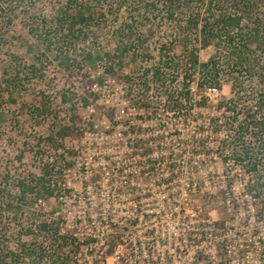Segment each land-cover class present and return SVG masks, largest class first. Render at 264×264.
Returning a JSON list of instances; mask_svg holds the SVG:
<instances>
[{
  "label": "rangeland",
  "instance_id": "1",
  "mask_svg": "<svg viewBox=\"0 0 264 264\" xmlns=\"http://www.w3.org/2000/svg\"><path fill=\"white\" fill-rule=\"evenodd\" d=\"M28 1H18L12 8L10 25L2 18L7 6L0 1V9L4 7L0 12V233L8 246L17 250L22 242L35 245L25 229L50 218L61 232L72 236L76 253L70 264H251L256 260L247 244L251 239L264 240V220L259 219L258 204L245 193L251 175L231 151L237 129L229 111L217 104L234 96L227 74L238 79L236 96L242 101L253 100L259 92L257 76L227 65L226 51L213 43L200 49L198 58L204 63L214 57L219 63L221 90L198 86L201 81L195 73L188 83L186 109L170 110L163 101L166 90L156 87L145 108L139 101L141 93L122 75L134 70L138 75L140 66L159 63L160 44L171 41L161 18H151L156 31L149 45L152 60L134 66L128 57L123 74L105 76L98 53L114 46L111 36L123 21L131 22L125 8L118 13L119 20L107 15L101 28L90 34L85 47L94 48L91 59L76 54L66 65L44 50L32 32L34 24L49 19L65 0L37 1L30 14L24 11ZM257 11L263 22L258 38L264 43V2ZM171 42L181 66L168 77L167 88L179 90L189 70L188 57L179 42ZM38 62L45 66L44 78L29 70ZM63 95L70 102L64 103ZM73 122L76 133L59 150L70 166L64 167L63 180L56 181L55 195L20 209L17 180L28 172L41 173V166L55 156L43 138L55 125ZM10 201L14 208L8 210ZM176 205L188 207L186 213L193 209L209 222H223L224 228L210 232L206 238L214 240L204 239L198 248L196 235H191L194 242H179L175 239L189 232L194 222L181 217ZM115 240L120 244L112 248ZM43 246V260L19 264H48L52 248Z\"/></svg>",
  "mask_w": 264,
  "mask_h": 264
},
{
  "label": "trees",
  "instance_id": "2",
  "mask_svg": "<svg viewBox=\"0 0 264 264\" xmlns=\"http://www.w3.org/2000/svg\"><path fill=\"white\" fill-rule=\"evenodd\" d=\"M3 1L7 11L2 18L6 17L5 23L10 25L12 23L10 15L15 11L12 8L22 0ZM37 1L42 0H29L24 11L29 14L35 11L34 4ZM262 2L264 0H65V5L55 10L49 19L43 18L42 24L41 22L34 24L32 32L35 33L36 39L41 42L44 50L49 51L53 57L64 59L66 65L71 58H75L76 54L81 55L82 58L91 59L94 48L85 47L90 34L94 29L101 28L102 21L107 19V15H113L119 20L118 13L125 8L124 11L130 16L131 22L123 21L111 36L114 46H111L108 51L102 50L98 53V59L105 63L103 74L109 76L123 74V63L128 57L134 66L152 60V50L149 45L156 31L151 24V18L154 20L161 18L169 32L166 36H170L173 42H179L188 57L185 62L189 65L186 82L184 81L179 90L167 88L168 77L175 71L178 73L181 66L180 57L171 52L173 47L171 41L160 44L158 50L164 56L159 57L158 64L140 66L138 75L134 70L129 75L122 76L129 86L134 85L141 93L139 101L143 106L145 105V108L149 103L147 96L153 87L161 91L165 89L166 97L163 101L167 102L170 105L169 109L173 111L186 109L185 103L189 102L191 94L188 83L195 73H198L201 81L198 86L205 85L221 90L219 79L222 70L219 63L214 57L204 63L198 58L200 49L213 43L217 47L221 46L227 53L223 62L233 69L243 68L247 75L257 76L258 79L259 92L251 100L252 102L242 101L239 96H236L239 95L238 79L227 74L225 79L232 81L231 88L234 96L229 99L221 98L217 108L223 109L224 112L229 111L230 121L237 129L233 131L231 151L235 161L251 175V180L246 184L245 193L258 204L259 219L261 217L264 220V43L258 38L259 27L263 25V22L261 14L257 11ZM3 8L0 12H3ZM158 13L160 15L157 17ZM44 69L42 62L32 63L29 67L33 74L41 78L45 76ZM134 73L137 77L131 75ZM0 97L3 96L0 95ZM63 101L67 103L70 99L63 95ZM241 101L243 103H240ZM40 107L44 109L45 105L41 104ZM216 127L219 130L222 125H216ZM74 129V122L55 125L43 138L46 147L54 150L55 156L41 166V173L38 176L28 172L23 179L17 180L16 200L19 201L20 209L33 204V201L38 202L55 195L56 183L63 180L64 167L70 166L59 150L64 146L65 140L76 133ZM37 147L36 152L39 151V146ZM254 174L256 178L252 179ZM7 207L8 210L14 208V202H8ZM252 216L255 218L254 213ZM198 218H202V215L199 214ZM223 224L220 221L207 224L201 222L199 227L203 228L206 225L205 231L215 233L220 228H224ZM117 229L119 235L118 232L116 234L120 240L121 227ZM25 234L34 237L38 244L30 245L22 242L17 245V250H13L8 246L5 234L0 233V264H19L20 261L34 258L39 262L45 258L46 249L42 248L44 243L51 245L53 252L52 256L48 255L50 256L48 264H70L76 253L72 236L61 232L57 222L50 218L42 219L37 225L29 226L25 229ZM224 238L226 239V236ZM118 243L119 241L115 240L112 248H115ZM247 246L256 256V260L251 264H264V240L251 239ZM109 252L111 251H107ZM198 259L204 261V258Z\"/></svg>",
  "mask_w": 264,
  "mask_h": 264
},
{
  "label": "built area",
  "instance_id": "3",
  "mask_svg": "<svg viewBox=\"0 0 264 264\" xmlns=\"http://www.w3.org/2000/svg\"><path fill=\"white\" fill-rule=\"evenodd\" d=\"M210 91H216V89L215 88H211ZM175 207H176V209H178V211L181 210V212H182L180 214L181 217H184V219H186L189 222H191V221L194 222L193 226H190V231L189 232H187L185 234H181L175 240H179V242L180 241L186 242L185 244H188L187 239H189V241H193L194 242V239L191 237V235H196L198 237V239L195 240V244L197 245L196 248H198L199 245L201 246L200 243L201 242H204V239L206 241H213L214 240V239L206 238V236L210 233L208 231H205L204 227H206V225H204L203 228H200L199 227V224H201V222H204L205 224L209 223V221L208 220H205L204 218H198V215L200 213L199 214L198 213H193V209H190L191 210L190 213H186V209H188V207L181 208L180 206H177V205ZM191 229H193V230H191ZM118 244H120V243H118ZM150 256L153 257V254H148V257H150Z\"/></svg>",
  "mask_w": 264,
  "mask_h": 264
}]
</instances>
